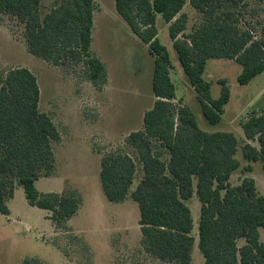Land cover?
<instances>
[{"label": "trees", "instance_id": "16d2710c", "mask_svg": "<svg viewBox=\"0 0 264 264\" xmlns=\"http://www.w3.org/2000/svg\"><path fill=\"white\" fill-rule=\"evenodd\" d=\"M44 1L0 0V11L23 26L32 56L58 67L81 64L93 86L105 84L104 65L90 50L94 0H54L42 12ZM113 1L116 14L153 58L154 102L142 116V128L125 139L135 158L121 152L100 157L105 198L118 204L130 197L137 204L143 250L161 262L191 263L193 219L186 202L196 197L198 249L204 264H264L258 233L264 229V198L251 178L236 186L229 183L239 168L235 158L239 146L242 158L260 162L264 172V109L248 114L240 124L244 139L255 141L257 147L240 144L231 132L202 131L189 107L172 103V66L156 26L159 15L168 24L172 48L203 118L216 125L230 91L222 79L217 81L219 97H211V83L202 79L206 62L233 60L241 67L239 85L264 71V27L257 38L242 19L249 0ZM187 4L199 17L189 32L188 17L181 13ZM38 103L37 79L28 69L14 68L0 76V214L9 213L7 201L19 186L30 206L49 212L55 229H65L81 197L72 190L44 194L35 187L41 177L54 173L53 143L60 141L57 127L39 111ZM137 164L141 177L129 192ZM250 171V166L243 169Z\"/></svg>", "mask_w": 264, "mask_h": 264}, {"label": "rangeland", "instance_id": "374dc122", "mask_svg": "<svg viewBox=\"0 0 264 264\" xmlns=\"http://www.w3.org/2000/svg\"><path fill=\"white\" fill-rule=\"evenodd\" d=\"M53 1H44L42 12ZM247 5L242 19L259 38L264 27V0H249ZM188 8L186 32L199 22L198 15ZM156 25L158 40L167 48L172 67L179 71L178 75L172 74L176 95L192 110L197 126L206 132H231L241 144L242 113L254 106L255 96L264 87V71L247 85H239L238 64L211 59L202 78L213 82L212 98H218L220 90L215 79H225L231 92L221 121L211 125L203 118L200 105L186 84L161 17ZM90 50L106 71V82L100 86H93L87 80L81 64L58 67L32 56L23 26L0 11V76L10 69H28L37 79L39 111L51 118L60 133V141L53 143L55 171L50 177H41L35 187L44 194L72 190L81 197V205L67 221L66 228L55 229L49 220L50 213L30 206L22 188L16 186L13 197L7 201L8 215L0 214V264H171L144 252L137 204L130 197L118 204L109 202L99 180L103 154L121 152L135 158L125 139L142 128V116L153 105V58L147 46L141 44L116 14L113 0H95ZM250 143L257 147L255 141ZM235 158L241 164L232 183H237L245 165L250 164L258 191L264 196L260 162L244 161L240 146ZM140 177L137 164L129 192ZM187 205L194 237L190 264H204L198 249L200 203L196 199Z\"/></svg>", "mask_w": 264, "mask_h": 264}, {"label": "crops", "instance_id": "0c3cea01", "mask_svg": "<svg viewBox=\"0 0 264 264\" xmlns=\"http://www.w3.org/2000/svg\"><path fill=\"white\" fill-rule=\"evenodd\" d=\"M150 1V0H149ZM153 1V0H152ZM152 1H150V2H152ZM94 3H95V0H94ZM187 7H189L188 8V10L190 11V12H192V13H195V11L190 7V6H188V4L183 8V10L181 11V13H184V14H186L185 13V10H186V8ZM196 14V13H195ZM187 15V14H186ZM188 17V16H187ZM160 20V16L158 15L157 16V18H156V23L158 22ZM165 24V23H164ZM157 26V25H156ZM165 27L168 29V24H165ZM157 32H158V30H157ZM158 34H159V32H158ZM158 36V35H157ZM170 40V39H169ZM170 46H171V48H172V42L170 41ZM164 48L166 49V51H167V48L164 46ZM173 49V48H172ZM174 51V50H173ZM175 52V51H174ZM167 53H168V51H167ZM176 54V53H175ZM168 55H169V53H168ZM176 57H177V55H176ZM169 60H170V55H169ZM178 60V59H177ZM221 60H223V59H221ZM224 60H226V59H224ZM211 61V59L210 60H208L207 62H206V66H205V70H204V72H203V74L206 72V70H207V68H208V66H209V64L211 63L210 62ZM228 62H233V63H235L233 60H227ZM170 63H171V61H170ZM232 64V63H231ZM180 65V64H179ZM171 66H172V64H171ZM153 67V66H152ZM181 67V66H180ZM175 68V69H174ZM183 72V71H182ZM240 72H241V67H240ZM240 72L238 73V75L240 74ZM179 74V71L176 69V67L174 66V67H172L171 68V70H170V72H169V76H170V79H171V82L173 83V78H172V74ZM184 74V73H183ZM237 75V76H238ZM185 76V75H184ZM203 76V75H202ZM185 78H186V76H185ZM203 79V78H202ZM236 79H237V77H236ZM204 80V79H203ZM219 80H222V78H220V79H215L214 80V82H216L217 83V81H219ZM205 81V80H204ZM205 82H209V83H211V86H210V94H211V97H212V93H211V88H212V85H213V82H211V81H205ZM186 84H187V86L190 88V90L193 92V94L195 95V93H194V91H193V89L190 87V85L188 84V82H187V78H186ZM173 85H174V83H173ZM174 87H175V85H174ZM219 93H220V90H219ZM195 97H196V95H195ZM219 97V96H218ZM231 98V92H230V97H229V99ZM217 99V98H216ZM229 102V101H228ZM254 103H253V107L252 108H249V107H247V109L245 110V111H243V113H242V119H241V121H240V124H241V122H243L244 120H245V118H246V116L248 115V114H250V113H252V112H255V113H259L261 110H263L264 109V87L261 89V91L255 96V98H254V101H253ZM172 103L175 105V106H177V107H182V106H187V104L184 102V100L183 99H181V98H178V96L176 95V88H175V98L173 99V101H172ZM227 105V104H226ZM226 105L223 107V114H224V112H225V107H226ZM188 107V106H187ZM191 110V109H190ZM147 111V110H146ZM192 111V110H191ZM223 117V116H222ZM241 127V126H240ZM242 130V129H241ZM202 131H204V130H202ZM206 132V131H205ZM216 132H226V131H216ZM208 133H215V132H208ZM238 140V139H237ZM243 142H246V143H249L250 145H251V143L250 142H252V141H247V140H245L244 139V136H243V138L241 139ZM239 142H240V140H238ZM252 146H254V147H256L255 145H252ZM244 160V159H243ZM238 161V160H237ZM245 161V160H244ZM239 162V161H238ZM247 162V161H246ZM247 163H249V162H247ZM250 163H255V162H250ZM240 162H239V166H240ZM246 166H250V164H248V165H245V167ZM251 167V166H250ZM238 170V169H237ZM236 170V171H237ZM235 171V172H236ZM235 172H233L232 174H231V176H230V178H229V183L232 185V186H236V185H239L240 184V182H241V180L243 179V178H251V179H253V181L255 182V187H256V190H257V192L260 194V192L258 191V182H257V179L252 175V167H251V171L250 172H247V173H242L241 175H240V179L239 180H237V183H235V184H233L232 183V177L235 175ZM136 185H137V183H136ZM132 186V185H131ZM261 195V194H260ZM263 198H264V196L263 195H261ZM197 198L196 197H193V198H191L189 201H193V200H196ZM188 202V201H187ZM187 202H186V205H187ZM188 206V205H187ZM9 211V210H8ZM191 212V211H190ZM8 215V214H7ZM7 215H5V216H7ZM258 233H259V240H260V242H262V243H264V229H258ZM239 242H241L240 243V245H243L244 244V242L242 241V240H240Z\"/></svg>", "mask_w": 264, "mask_h": 264}]
</instances>
